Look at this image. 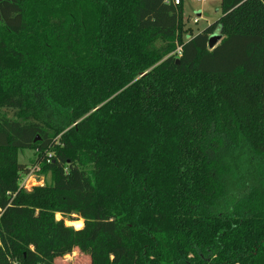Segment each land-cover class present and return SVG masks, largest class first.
Masks as SVG:
<instances>
[{
    "label": "trees",
    "instance_id": "1",
    "mask_svg": "<svg viewBox=\"0 0 264 264\" xmlns=\"http://www.w3.org/2000/svg\"><path fill=\"white\" fill-rule=\"evenodd\" d=\"M183 1L0 0V264H264V0Z\"/></svg>",
    "mask_w": 264,
    "mask_h": 264
},
{
    "label": "rangeland",
    "instance_id": "2",
    "mask_svg": "<svg viewBox=\"0 0 264 264\" xmlns=\"http://www.w3.org/2000/svg\"><path fill=\"white\" fill-rule=\"evenodd\" d=\"M222 16L221 0H204L197 2L196 0L183 1V21L184 29L186 30L185 39H190L204 31L212 23L216 22ZM199 19V23L194 20ZM218 33V32H217ZM219 34V33H218ZM10 118H15L13 111H7ZM59 138V137H58ZM40 155L38 150L23 149L19 151V163L31 168L30 172H21L19 177V186L21 189L31 192L34 187L45 186L52 184L51 173L44 172L41 164H34V161ZM52 153L49 154V156ZM57 220L63 219L61 214L56 215ZM76 221H69L65 218L66 225L77 229V225L84 223L83 219L78 216H73ZM58 264H91V259L88 255L75 251L67 255L63 259L57 261Z\"/></svg>",
    "mask_w": 264,
    "mask_h": 264
},
{
    "label": "water",
    "instance_id": "3",
    "mask_svg": "<svg viewBox=\"0 0 264 264\" xmlns=\"http://www.w3.org/2000/svg\"><path fill=\"white\" fill-rule=\"evenodd\" d=\"M223 39V36L221 34H214L211 36L209 41V48L214 49ZM40 137H37L36 140H39Z\"/></svg>",
    "mask_w": 264,
    "mask_h": 264
},
{
    "label": "built area",
    "instance_id": "4",
    "mask_svg": "<svg viewBox=\"0 0 264 264\" xmlns=\"http://www.w3.org/2000/svg\"><path fill=\"white\" fill-rule=\"evenodd\" d=\"M197 2H203L204 0H196ZM173 3L175 5H179L180 4V0H173ZM199 19H195L194 22L195 23H199ZM175 55L180 56L182 54V47L178 46L177 50L174 52Z\"/></svg>",
    "mask_w": 264,
    "mask_h": 264
},
{
    "label": "snow or ice",
    "instance_id": "5",
    "mask_svg": "<svg viewBox=\"0 0 264 264\" xmlns=\"http://www.w3.org/2000/svg\"><path fill=\"white\" fill-rule=\"evenodd\" d=\"M78 227H80L81 225H77Z\"/></svg>",
    "mask_w": 264,
    "mask_h": 264
},
{
    "label": "crops",
    "instance_id": "6",
    "mask_svg": "<svg viewBox=\"0 0 264 264\" xmlns=\"http://www.w3.org/2000/svg\"><path fill=\"white\" fill-rule=\"evenodd\" d=\"M191 38V37H190ZM189 40V39H188Z\"/></svg>",
    "mask_w": 264,
    "mask_h": 264
}]
</instances>
